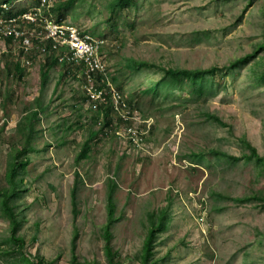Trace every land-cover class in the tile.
Returning <instances> with one entry per match:
<instances>
[{"label":"rangeland","instance_id":"374dc122","mask_svg":"<svg viewBox=\"0 0 264 264\" xmlns=\"http://www.w3.org/2000/svg\"><path fill=\"white\" fill-rule=\"evenodd\" d=\"M10 1L36 40L0 38V264H29L11 234L50 264H142L150 233L147 264H264V0ZM37 18L105 70L59 61Z\"/></svg>","mask_w":264,"mask_h":264},{"label":"built area","instance_id":"2783aa9c","mask_svg":"<svg viewBox=\"0 0 264 264\" xmlns=\"http://www.w3.org/2000/svg\"><path fill=\"white\" fill-rule=\"evenodd\" d=\"M42 6L49 4V0H40ZM30 19L29 17H26ZM4 20L0 19V36L6 35L14 41L22 40L24 43L32 44V37L28 34H24L22 31L19 32L17 29L10 25H5ZM40 31L51 42L45 43V41H37L40 44H47L51 50L59 49L60 54L65 51L69 55H63L67 58L75 60L78 63H83V68L86 69L87 81L91 82L94 80V72H102L103 66H100L99 60L102 56L98 54L97 49L99 48V42L91 38L89 35L81 33L80 30L71 24H57L54 22L45 21L44 26L40 25ZM41 35V33H39ZM29 37V38H28ZM91 38V39H90ZM27 51V49L25 50ZM63 56L59 55L58 60L61 61Z\"/></svg>","mask_w":264,"mask_h":264},{"label":"trees","instance_id":"16d2710c","mask_svg":"<svg viewBox=\"0 0 264 264\" xmlns=\"http://www.w3.org/2000/svg\"><path fill=\"white\" fill-rule=\"evenodd\" d=\"M13 0H11L10 2H8V4H12ZM25 9H18V11L21 13L23 12ZM2 11V8L0 6V12ZM16 12V11H15ZM14 12V13H15ZM55 62H57L56 58L54 59ZM73 65H75L76 67L80 65L77 64V63H73ZM16 67L17 69H20L19 68V63L16 64ZM249 156L251 157H255V158H258L262 161H264V156H259L258 153L253 150V149H250V153H249ZM25 164V162L23 160H15L14 161V166H17V167H23ZM11 171V174L13 172V170H10ZM16 187V184L14 183H11L10 185V188L8 190H3V191H0V196H1V201L3 202L2 204H4L6 206V198L10 195L11 192H13V190L15 189ZM240 200V199H239ZM6 209L8 211V214L10 216V220H11V224L14 226L16 224V219L14 218V215L11 211V209L9 207L6 206ZM156 227V225H154ZM153 229H150V232H152ZM151 236L152 234L150 233V236L148 237V240L145 244V247H144V252H143V263L142 264H147V259H148V256L150 255V240H151ZM9 241H11L13 244H15L18 249L20 250L21 252V255L23 257V259L25 261H27L29 264H50L49 262L47 263L45 258L42 257V256H38L37 254L36 255H33L31 251L29 250H23V248L25 247V241L24 239L20 236V235H15V234H11L9 236ZM107 250V254L109 255V260L112 264H118L114 261V254L111 252L110 250V247H107L106 248ZM80 264H93V263H80Z\"/></svg>","mask_w":264,"mask_h":264},{"label":"bare ground","instance_id":"6f19581e","mask_svg":"<svg viewBox=\"0 0 264 264\" xmlns=\"http://www.w3.org/2000/svg\"><path fill=\"white\" fill-rule=\"evenodd\" d=\"M32 14V13H31ZM37 22L39 23L40 22V25H42V26H44V24H45V22H43L41 19H38L37 18ZM38 32L39 33H41V35H40V38H38L37 39V41H41V40H43V41H45V43H48V42H51V40L49 39V38H47L46 36H45V34L43 33L44 31H40V30H38ZM3 37H6V36H4V35H2ZM2 36H0V38H2ZM29 38V37H28ZM91 39V38H90ZM36 40V39H35ZM35 40H33V39H31V42H34ZM27 43H24L22 40L19 42V45H18V47L21 49V50H26V48L29 46V44L28 45H26ZM49 44V43H48ZM59 49H54V51L55 52H57L58 53V55H61L60 54V52L58 51ZM64 53L61 55V56H63L64 54L65 55H69V53L68 52H66L65 53V51H63ZM58 58H59V56H58ZM63 59L64 60H67V61H72L73 63H77V64H79L80 65V67L83 69V73L86 75V79H87V73L85 72L86 71V69L85 68H83V63H78V62H76L75 60H72V59H70V58H67L66 56H63ZM100 66H103V70H105V60H103V59H100L99 60V63H98ZM94 73H96V72H94Z\"/></svg>","mask_w":264,"mask_h":264},{"label":"clouds","instance_id":"9594fccd","mask_svg":"<svg viewBox=\"0 0 264 264\" xmlns=\"http://www.w3.org/2000/svg\"><path fill=\"white\" fill-rule=\"evenodd\" d=\"M81 32V31H80Z\"/></svg>","mask_w":264,"mask_h":264}]
</instances>
